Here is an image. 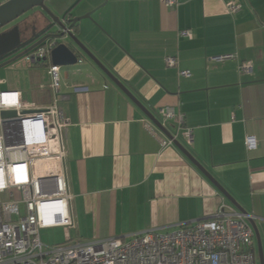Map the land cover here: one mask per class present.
<instances>
[{
    "label": "crops",
    "instance_id": "obj_1",
    "mask_svg": "<svg viewBox=\"0 0 264 264\" xmlns=\"http://www.w3.org/2000/svg\"><path fill=\"white\" fill-rule=\"evenodd\" d=\"M230 1L241 4L235 14L227 10ZM48 7L61 17L91 13L76 35L99 61L157 119L162 106L184 114L193 138L177 140L251 216L264 254V0H50ZM28 18L29 36L16 48L50 22L39 7ZM228 53L235 57L211 59ZM168 56L176 66L166 65ZM242 62L250 70L241 71ZM80 64L62 68L61 91L69 95L58 102L68 122L64 145L76 223L69 238L127 240L213 219L221 203L234 207L178 147L161 145L165 133L116 84L92 62ZM182 70L190 76H180ZM27 75L26 81L7 76L3 86L47 106V62L30 64ZM75 85L87 89L73 92ZM165 128L173 134L174 120ZM248 135L255 149H247ZM254 246L257 257L255 235Z\"/></svg>",
    "mask_w": 264,
    "mask_h": 264
},
{
    "label": "built area",
    "instance_id": "obj_2",
    "mask_svg": "<svg viewBox=\"0 0 264 264\" xmlns=\"http://www.w3.org/2000/svg\"><path fill=\"white\" fill-rule=\"evenodd\" d=\"M176 5L177 0H166ZM227 10L235 14L241 4L230 1ZM181 34L188 35V31ZM54 42L47 40L25 55L35 64L48 59ZM234 54L213 56L215 62L233 59ZM47 62L52 100L41 107L23 100L17 90L0 91V264H257L251 216L221 203L216 216L171 231L147 230L125 240L72 239L45 245L40 230L49 227L75 228L73 194L68 185L64 134L67 118L59 105L68 98L61 91L62 67ZM176 66L177 58H165ZM241 71L250 70L242 62ZM188 77V70L179 71ZM75 85L73 92L86 90ZM2 111L15 115L2 116ZM165 127L175 122L172 138L160 139L172 145L181 134L190 144L192 130L185 127L184 114L173 107L157 109ZM248 150L256 148L254 136H246Z\"/></svg>",
    "mask_w": 264,
    "mask_h": 264
},
{
    "label": "water",
    "instance_id": "obj_3",
    "mask_svg": "<svg viewBox=\"0 0 264 264\" xmlns=\"http://www.w3.org/2000/svg\"><path fill=\"white\" fill-rule=\"evenodd\" d=\"M45 0H5L0 3V28L7 25L11 21L20 17L25 12L39 7L49 17V24L37 35L34 39L29 41V44H23L14 50H19L11 57L0 62V68L4 67L15 60L25 56L30 51L35 49L47 40L53 41L54 46L50 51L48 59L54 65H59L62 68L72 67L76 64L88 60L92 62L101 72H103L114 84H116L131 100L132 102L162 131L167 137L172 138L167 129L160 123V121L143 105V103L134 96L127 87L116 78L92 53V51L78 38L73 31V26L79 23L84 18H90L91 13H86L82 16L69 17L62 15V17L54 15L44 3ZM32 41V42H31ZM13 51V50H12ZM10 51V52H12ZM9 52V53H10ZM6 55V54H5ZM4 56V55H3ZM1 56L0 58H3ZM37 63H40L38 61ZM2 116L15 115L14 111H2ZM173 143L178 147L183 154L211 181L214 186L225 196V198L240 212L248 214L237 201L229 194V192L200 164V162L189 152V150L177 139ZM249 223L253 229L256 248L257 259L259 264H264V254L261 244V239L257 227L252 220Z\"/></svg>",
    "mask_w": 264,
    "mask_h": 264
},
{
    "label": "rangeland",
    "instance_id": "obj_4",
    "mask_svg": "<svg viewBox=\"0 0 264 264\" xmlns=\"http://www.w3.org/2000/svg\"><path fill=\"white\" fill-rule=\"evenodd\" d=\"M50 0H45V6L48 7V3ZM34 9V8H33ZM29 10L22 14L20 17L16 18L15 20L11 21L7 25L0 28V57L3 55L4 51L7 47L16 48L21 41H24L29 35L28 30L31 28L32 24L29 20V14H31L32 10ZM50 9V8H49ZM30 12V13H29ZM52 12V11H51ZM54 15L61 17L59 14L52 12ZM28 14V15H26ZM92 20V16L90 18ZM30 65V62L26 61L25 56L15 60L14 62L1 67L0 68V91L7 90L6 87L3 86L7 76L11 77H18L23 79L24 81L27 80V68ZM81 64H76L73 69L80 67ZM40 72V76L45 75V71L43 69H38ZM67 230V235L65 234ZM71 227H49V228H42L39 232L40 239L43 244L51 245L56 243H61L67 240H72L69 238V232Z\"/></svg>",
    "mask_w": 264,
    "mask_h": 264
},
{
    "label": "trees",
    "instance_id": "obj_5",
    "mask_svg": "<svg viewBox=\"0 0 264 264\" xmlns=\"http://www.w3.org/2000/svg\"><path fill=\"white\" fill-rule=\"evenodd\" d=\"M69 14V12H66L65 13V16H67ZM77 26H78V23H76V24H74V26H73V31H74V33L75 34H77ZM32 42V41H31ZM27 44V43H26ZM28 44H29V42H28ZM27 44V45H28ZM19 50H13L12 52H10V53H7L6 55H4L3 56V58H0V60H3L4 58H6V57H9L10 55H13L14 53H16V52H18Z\"/></svg>",
    "mask_w": 264,
    "mask_h": 264
},
{
    "label": "flooded vegetation",
    "instance_id": "obj_6",
    "mask_svg": "<svg viewBox=\"0 0 264 264\" xmlns=\"http://www.w3.org/2000/svg\"><path fill=\"white\" fill-rule=\"evenodd\" d=\"M13 55H14V54H13ZM11 56H12V55H10L9 57H11ZM9 57L4 58L3 60H5V59H7V58H9ZM3 60H0V62L3 61Z\"/></svg>",
    "mask_w": 264,
    "mask_h": 264
}]
</instances>
